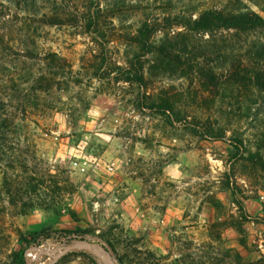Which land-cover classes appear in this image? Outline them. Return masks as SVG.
I'll return each mask as SVG.
<instances>
[{
    "label": "rangeland",
    "instance_id": "obj_1",
    "mask_svg": "<svg viewBox=\"0 0 264 264\" xmlns=\"http://www.w3.org/2000/svg\"><path fill=\"white\" fill-rule=\"evenodd\" d=\"M205 11L264 0H0V264H264V28Z\"/></svg>",
    "mask_w": 264,
    "mask_h": 264
},
{
    "label": "trees",
    "instance_id": "obj_2",
    "mask_svg": "<svg viewBox=\"0 0 264 264\" xmlns=\"http://www.w3.org/2000/svg\"><path fill=\"white\" fill-rule=\"evenodd\" d=\"M186 29L191 31L197 32H207L211 28L215 29H222V30H235L239 32H250L253 30L264 28V19L254 13H243L239 15H225L220 12H213V11H205L199 15L196 20L193 21H182L180 22ZM143 31H140V36ZM261 51L264 49V42L260 45ZM0 50L3 52V56L7 55L10 49L6 47L3 40L0 39ZM260 54V53H258ZM134 64L131 65L128 69H125L127 76L124 77L123 80L126 82L134 83L136 85H142L143 83V76L140 69H134ZM3 70H8L3 68ZM51 73L50 75H53ZM248 80L251 81L255 87V89L259 90L260 92H264V74L262 72L257 73L256 71H252L248 73ZM54 83V79L52 78H44L40 76L36 80L33 85V90L35 91H42L48 90ZM2 110L0 109V129L6 130L7 126L3 122V115ZM232 196L234 193L232 192ZM237 207L242 211V204L238 201H235ZM262 222L264 224V218H262ZM40 236V233H34L31 235V239H36ZM19 239L22 242H26L27 239L19 235ZM119 263L123 264V260L119 259ZM15 264V263H13ZM91 264H97L95 261H92Z\"/></svg>",
    "mask_w": 264,
    "mask_h": 264
},
{
    "label": "water",
    "instance_id": "obj_3",
    "mask_svg": "<svg viewBox=\"0 0 264 264\" xmlns=\"http://www.w3.org/2000/svg\"><path fill=\"white\" fill-rule=\"evenodd\" d=\"M70 249H72V247H70V246L65 247V248H64V249L58 254V256L65 254V253L68 252ZM55 261H56V258L53 259V262H55Z\"/></svg>",
    "mask_w": 264,
    "mask_h": 264
},
{
    "label": "bare ground",
    "instance_id": "obj_4",
    "mask_svg": "<svg viewBox=\"0 0 264 264\" xmlns=\"http://www.w3.org/2000/svg\"><path fill=\"white\" fill-rule=\"evenodd\" d=\"M29 256L28 257H31L30 260L33 258V256H31L30 254H28ZM35 258V257H34Z\"/></svg>",
    "mask_w": 264,
    "mask_h": 264
}]
</instances>
